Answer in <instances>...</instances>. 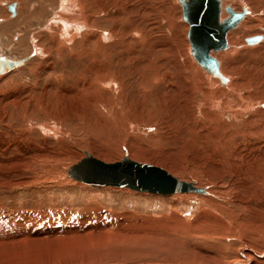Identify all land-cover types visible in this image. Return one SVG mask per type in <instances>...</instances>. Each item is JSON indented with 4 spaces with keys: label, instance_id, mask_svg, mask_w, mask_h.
I'll return each instance as SVG.
<instances>
[{
    "label": "rangeland",
    "instance_id": "obj_1",
    "mask_svg": "<svg viewBox=\"0 0 264 264\" xmlns=\"http://www.w3.org/2000/svg\"><path fill=\"white\" fill-rule=\"evenodd\" d=\"M35 1L29 14L22 0H0V56L22 61L0 74V145H8L7 155L0 152V183L11 181L0 184V264H93L53 262L45 253L109 235L128 257L108 264H186L164 243L136 245L137 236L149 232L160 243L176 238L181 248L180 232H192V225L264 246V39L246 41L264 36V0H226L237 11L248 9L228 33V48L213 53L228 86L194 60L179 0H105L119 18L101 15L100 28L93 26L111 35L100 51L94 39L78 35L86 45L76 42L77 53L82 47L97 53L78 57L63 49L48 58L35 50L51 43L41 23L59 2ZM13 3L17 14L9 9ZM236 31L238 44L231 38ZM104 64L114 81L111 73L105 83L96 81ZM87 154L105 162L128 155L206 192L160 195L79 183L68 170ZM24 179L34 182L11 186Z\"/></svg>",
    "mask_w": 264,
    "mask_h": 264
},
{
    "label": "bare ground",
    "instance_id": "obj_2",
    "mask_svg": "<svg viewBox=\"0 0 264 264\" xmlns=\"http://www.w3.org/2000/svg\"><path fill=\"white\" fill-rule=\"evenodd\" d=\"M41 2V4L43 5H47V6H56V1H58L57 3L59 4V6H57L55 14L53 16H51L48 20L46 19L45 21H43L41 23V27L44 26L45 30H48V36H49V42H51L49 45L44 46V48L40 47L41 49H36L35 51L37 53H44V55H46L45 58L48 57H52L53 54L63 53V49L68 50L70 49V53L71 54H76V56H80L83 57L85 55H87L88 53H93L96 54V50L100 51L99 48L102 47L103 42L105 43V40L109 37H111V35H104V33L100 32L99 30H94L93 26H96L98 29L100 28L99 23H100V16L105 15L109 18H112V20L119 18L118 16L114 15L110 10V8L108 7L107 3L105 0H97V2L95 1V3H92L91 1L88 0H39ZM22 2H24V11H28L29 14L34 13V6H35V0H22ZM123 2V1H122ZM180 2V1H179ZM222 2V8H221V12H220V20L225 19L228 16V13L226 11V7L228 6V3L226 2V0H221ZM2 3V2H0ZM227 3L226 7H223L224 4ZM146 4V3H145ZM122 5V4H121ZM141 5V4H140ZM116 6V5H115ZM127 6V5H126ZM53 7V8H54ZM149 7V6H148ZM59 8V9H58ZM115 7H113L114 9ZM141 8V7H140ZM233 8V7H232ZM234 9V8H233ZM247 9V8H244ZM235 10V9H234ZM248 10V9H247ZM53 11V12H54ZM146 11V10H145ZM237 11V10H235ZM248 13V12H247ZM15 14H17L16 11V5H15ZM53 14V13H52ZM51 14V15H52ZM123 14V13H122ZM113 15L116 17L114 18ZM247 15V14H246ZM246 15L244 16V18L246 17ZM50 16V14H49ZM104 16V17H105ZM13 17V16H12ZM35 17H37V15H35ZM122 17V16H121ZM243 18V19H244ZM150 19V18H149ZM242 19V20H243ZM8 20V19H7ZM105 20H107V18H105ZM184 20V19H183ZM241 20V21H242ZM240 21V22H241ZM250 19L247 20L244 23L243 27H246L247 25H249L250 23ZM107 22V21H106ZM109 22V21H108ZM131 22V21H130ZM239 22V23H240ZM121 23V22H120ZM188 23V22H187ZM238 23V24H239ZM133 24V23H132ZM189 24V23H188ZM154 25V24H153ZM172 26V25H171ZM190 26V25H189ZM238 26V25H237ZM118 27V26H117ZM133 27V26H132ZM143 27V26H142ZM43 28V29H44ZM102 28V27H101ZM140 28V27H138ZM84 30L83 33H81ZM232 30V29H231ZM229 30L228 33L231 31ZM115 31V30H113ZM143 31V30H142ZM141 31V32H142ZM189 31V30H188ZM112 32V31H111ZM139 32V30L137 31ZM81 33V34H80ZM143 33V32H142ZM227 33V36H228ZM238 33H240L239 31L236 32H232V43L238 44L240 41V36L238 35ZM103 34V35H102ZM137 34V33H136ZM135 34V35H136ZM85 36V42H89L91 39H94L93 45L96 47V50L91 49L89 51L90 48H84L82 47V49L80 51H78V53L76 52V50L74 49V44L76 42H79V45L81 44L82 46L85 44V42L82 40H78L79 36ZM104 36V37H103ZM115 36V35H113ZM187 37H188V33H187ZM48 38V37H47ZM78 38V39H77ZM114 39V37H113ZM189 39V38H188ZM230 39V38H229ZM264 39V36H263ZM262 39V40H263ZM32 40H34L32 38ZM78 40V41H77ZM138 40V39H137ZM261 40V41H262ZM110 41V40H109ZM260 41V42H261ZM227 42H228V38H227ZM231 43V41H229ZM231 43V44H232ZM259 43V42H258ZM51 44H55L56 48L55 50H52V46ZM250 44H256V43H250ZM86 45V44H85ZM234 45V44H232ZM229 46V45H228ZM236 46V45H235ZM109 47V45H108ZM237 47V46H236ZM228 48V47H227ZM226 48V49H227ZM110 50V49H109ZM225 50V49H222ZM221 50V51H222ZM41 51V52H40ZM107 51V50H106ZM69 52V51H68ZM102 52V51H101ZM99 52V54L101 55L102 53ZM220 51L216 52L214 50H212L211 54L214 56L213 53H219ZM106 53V52H105ZM192 54V53H191ZM104 53L101 55L102 57ZM193 56V55H192ZM64 57V56H63ZM96 57V56H95ZM101 57V58H102ZM109 57V56H108ZM215 57V56H214ZM44 58V59H45ZM100 58V59H101ZM194 58V57H193ZM81 59V58H80ZM108 59V58H107ZM62 60V59H61ZM142 60V59H141ZM194 60L197 62V60L194 58ZM218 60V58H217ZM13 61V60H12ZM95 62V61H94ZM97 63V60H96ZM95 63V66H97ZM99 63V62H98ZM101 63V62H100ZM118 63V62H116ZM153 63V62H152ZM198 63V62H197ZM22 64V63H21ZM20 64V65H21ZM199 64V63H198ZM220 64V61H219ZM19 65V66H20ZM200 65V64H199ZM221 65V64H220ZM18 66V67H19ZM94 66V67H95ZM189 66V65H188ZM201 66V65H200ZM129 67V66H128ZM151 67V66H150ZM17 68V67H15ZM96 69V68H95ZM107 69L105 64L103 66V68H101V70H98L95 73V79L96 81H99L100 83H105L106 81H108V79L106 80V75H109V73H111V71L109 70H105ZM116 69V68H115ZM117 70V69H116ZM151 70V69H150ZM198 70V69H197ZM10 71V70H9ZM205 71V70H204ZM8 71L5 72H1V73H6ZM143 72V71H142ZM206 72V71H205ZM221 72V70H220ZM0 73V74H1ZM203 73V72H201ZM208 73V72H207ZM209 75H212L214 78H216V76H214L213 74L208 73ZM222 76L224 77L223 80L219 79L224 85H227L228 82V78L221 72ZM155 75V74H153ZM110 76V75H109ZM108 76V77H109ZM134 76V75H133ZM91 77V76H90ZM115 74L111 73V77L110 79L114 78ZM156 78V75L154 76ZM120 78V77H119ZM134 78V77H133ZM152 78V75H151ZM208 78V77H207ZM110 80V82L114 81V80ZM150 79V78H149ZM154 79V78H152ZM196 79V78H195ZM131 80V79H130ZM151 80V79H150ZM145 81V79H144ZM120 82V81H119ZM142 82V81H141ZM147 82V81H146ZM154 82V81H153ZM229 84V83H228ZM233 85V84H232ZM237 85V84H236ZM228 86V85H227ZM234 87H236L235 85H233ZM127 87V86H126ZM112 88V87H111ZM87 89V88H86ZM202 89V88H201ZM226 89V88H224ZM89 90V89H88ZM91 90V89H90ZM228 91V87L226 89ZM97 91V90H96ZM108 91V90H107ZM230 91V90H229ZM234 91V90H233ZM236 92V91H235ZM257 93V92H256ZM224 94V93H223ZM230 94V92H229ZM102 95V94H101ZM238 95V94H237ZM69 96V95H68ZM233 96V95H232ZM235 96V95H234ZM214 97V95H213ZM98 100V99H97ZM227 100L229 101V99L227 98ZM14 101V100H13ZM95 101V100H94ZM99 101V100H98ZM115 101V100H114ZM118 101V100H117ZM212 101V100H211ZM226 101V100H225ZM100 103V102H99ZM50 104V103H49ZM117 104V103H116ZM217 106L220 105L219 101L215 103ZM226 105H228V102L226 103ZM133 109V108H132ZM227 109L231 108L228 106ZM253 109V108H252ZM33 110V109H32ZM86 111V110H85ZM158 111V110H157ZM244 111V110H242ZM248 111V110H247ZM124 115V114H123ZM141 115V114H140ZM112 118L115 117H110L108 120H111ZM247 121V120H246ZM249 122V121H248ZM31 124V123H30ZM255 124V123H254ZM261 126V125H260ZM40 127H44V128H48V126H40ZM55 128V127H54ZM47 130V129H44ZM51 130V129H50ZM53 130V129H52ZM56 130V129H54ZM57 131V130H56ZM2 132V131H1ZM45 132V131H44ZM47 132V131H46ZM260 132V130H259ZM55 133V132H54ZM113 135V134H112ZM254 135V134H253ZM111 137V136H110ZM109 137V138H110ZM109 140V139H108ZM103 145V144H102ZM257 145V144H256ZM8 145L5 146V144L0 145V152L4 151V154L7 155L8 153ZM36 148V147H35ZM100 149V148H99ZM102 149V148H101ZM26 151V150H25ZM257 152V151H256ZM261 152V151H260ZM36 153V152H35ZM255 154V153H254ZM262 156V154H259ZM1 156V154H0ZM26 156V155H25ZM87 156V155H86ZM260 156V157H261ZM126 157V156H125ZM124 157V158H125ZM128 157V155H127ZM259 157V156H258ZM4 158V157H3ZM3 158H0V162ZM85 158V157H84ZM96 158V157H95ZM123 158V159H124ZM98 159V158H97ZM121 159V160H123ZM130 159V158H128ZM263 159V158H261ZM6 160V159H5ZM118 160V161H121ZM132 160V159H130ZM103 161V160H102ZM118 161H114V162H107V163H115ZM134 161V160H132ZM261 161V160H259ZM137 163H141L138 161H134ZM142 164H146V163H142ZM0 165H2L0 163ZM27 165V164H26ZM152 165V164H149ZM256 165V164H255ZM155 166V165H153ZM159 167V166H157ZM163 168V167H161ZM5 169V168H4ZM165 169V168H163ZM20 170V169H19ZM166 170V169H165ZM167 172H169L168 170H166ZM264 171V170H263ZM170 173V172H169ZM263 173V172H262ZM259 173V174H262ZM171 174V173H170ZM173 175V174H172ZM174 176V175H173ZM4 178V177H3ZM178 178V177H177ZM2 179V178H1ZM180 179V178H178ZM182 180V179H180ZM41 181V180H39ZM37 181V182H39ZM185 181V180H184ZM34 181H30L27 179H24V181L22 182H17L14 183L12 182L11 186H15V185H20L21 184H28V183H33ZM188 182V181H187ZM11 181L9 180H1V185L3 186H7L8 184H10ZM79 183H81L79 181ZM194 183V182H193ZM86 184V183H84ZM89 185V184H87ZM10 186V185H9ZM8 186V187H9ZM93 186V185H92ZM105 186H117V185H105ZM260 186V185H259ZM258 186V187H259ZM98 187H104V186H98ZM118 187H125V186H118ZM129 188V187H126ZM131 189V188H129ZM134 190V189H131ZM136 191V190H135ZM140 192V191H139ZM142 193H147V192H142ZM150 193V192H148ZM177 193H187V192H177ZM156 194V193H153ZM175 194V193H173ZM160 195H164V194H160ZM172 195V194H170ZM232 203V202H231ZM237 204V203H236ZM258 204V203H257ZM246 205V204H245ZM264 207V206H263ZM251 208V207H250ZM237 209V208H236ZM248 211V210H247ZM37 213H32V215H35ZM30 217H33L30 215ZM25 219V218H24ZM50 219V218H49ZM28 223V222H27ZM88 223V222H87ZM198 224V223H197ZM31 226V225H30ZM179 226V225H178ZM181 226V225H180ZM200 225H192L191 231L188 230H182L180 232V238L182 239V247L179 248L176 246V238L173 239V241H167L166 243L164 241L157 242V241H152L149 239V232L147 233H143L140 236V241L137 244H141V245H148L149 243H155L156 245H160V244H165V246L167 248H169L171 250V253L176 254L180 260L186 259V264H264V246L261 244H255V242H251L248 239V237H243V240L240 239V237H233V235H229L230 232L228 231V233H224L223 235L220 236V234H218L217 232H207V230H201L198 229ZM28 227V224H27ZM95 227V226H94ZM182 227V226H181ZM180 227V228H181ZM189 227V226H188ZM187 227V228H188ZM6 228V227H5ZM29 228V227H28ZM103 227H101L102 229ZM1 230H3V228L0 227ZM8 229V228H7ZM185 229V228H184ZM219 229L222 230L221 228L217 227V230ZM11 230V229H10ZM230 230V229H229ZM8 231V230H6ZM152 231V230H151ZM179 231V229H178ZM34 232V231H33ZM54 232V231H53ZM200 232L201 234L203 233V235L201 236L202 238L198 239L194 238L196 234ZM232 232V231H231ZM20 233V231H19ZM35 233V232H34ZM45 233V232H44ZM83 233V232H82ZM234 235H236L235 231L232 232ZM42 234V233H41ZM55 234V232H54ZM155 234V233H153ZM186 234V235H185ZM199 234V233H198ZM50 236V235H49ZM64 236V235H63ZM105 236V235H104ZM103 236V237H104ZM112 235L109 236H105L106 239L105 240H92L88 243H77V246L74 244L72 246H70L67 250L74 254V257L70 258L69 256H67L65 249H60V248H54L52 250H47L45 254L48 253H52V260L53 262H69L71 260L77 262L83 261V262H94L93 264H108L107 261L110 260H119L121 262H125V260L127 259L128 256H125V252L123 250H119L118 247L120 246L119 242L113 239H116L114 236L110 237ZM179 236V235H178ZM205 236V239L203 240ZM237 236V235H236ZM104 237V238H105ZM108 238V239H107ZM112 239V240H111ZM120 239V238H119ZM29 241V240H27ZM120 241V240H119ZM181 241V240H180ZM179 241V242H180ZM249 243H248V242ZM30 242V241H29ZM172 244H170V243ZM27 244H31L27 243ZM39 244V243H38ZM83 244L84 249L81 247ZM178 244V243H177ZM209 244V245H207ZM245 244V246L243 245ZM132 246H135L132 245ZM236 246V247H235ZM130 246H128L129 248ZM247 247V248H246ZM49 248V247H48ZM33 251H38V252H34L33 254H41L42 258L45 257L43 256L44 254L41 251V249H37L35 248ZM31 254L30 251L28 250L27 252H25L24 254ZM132 253V252H131ZM130 253V254H131ZM40 255V256H41ZM118 255L120 256L119 258ZM164 255V254H163ZM25 256V255H24ZM39 256V257H40ZM114 256H117L115 258H113ZM165 256V255H164ZM28 257V256H27ZM44 260H46L44 258ZM118 261V262H119ZM46 264H54V263H46ZM178 264V263H177Z\"/></svg>",
    "mask_w": 264,
    "mask_h": 264
},
{
    "label": "water",
    "instance_id": "obj_3",
    "mask_svg": "<svg viewBox=\"0 0 264 264\" xmlns=\"http://www.w3.org/2000/svg\"><path fill=\"white\" fill-rule=\"evenodd\" d=\"M183 9V19L189 23L188 38L191 53L201 67L208 73L224 79L220 72V64L211 52H218L228 47L227 33L235 28L244 18L248 10L235 11L226 7L228 17L220 20V0H179ZM9 9L15 13V4ZM263 35L247 38L248 43H257ZM22 63L0 56V73L18 67ZM68 174L83 183L93 186L117 185L125 186L140 192L170 195L177 192L204 193L205 188L193 182L178 179L165 169L149 164L134 162L126 156L115 163H107L90 154L72 165Z\"/></svg>",
    "mask_w": 264,
    "mask_h": 264
}]
</instances>
